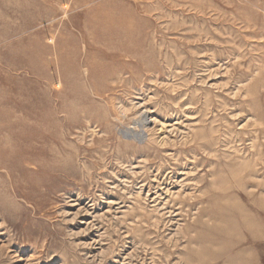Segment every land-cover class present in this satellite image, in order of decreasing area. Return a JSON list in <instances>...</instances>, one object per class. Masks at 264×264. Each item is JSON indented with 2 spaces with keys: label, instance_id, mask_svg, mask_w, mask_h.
<instances>
[{
  "label": "rangeland",
  "instance_id": "obj_1",
  "mask_svg": "<svg viewBox=\"0 0 264 264\" xmlns=\"http://www.w3.org/2000/svg\"><path fill=\"white\" fill-rule=\"evenodd\" d=\"M235 207L260 223L239 244ZM242 263L264 264V0H0V264Z\"/></svg>",
  "mask_w": 264,
  "mask_h": 264
},
{
  "label": "bare ground",
  "instance_id": "obj_2",
  "mask_svg": "<svg viewBox=\"0 0 264 264\" xmlns=\"http://www.w3.org/2000/svg\"><path fill=\"white\" fill-rule=\"evenodd\" d=\"M90 13L93 15H96L97 11L92 10ZM68 17H71V16H68ZM126 28L118 29L116 27L106 37H108L107 40L113 42L114 45L117 44L115 45V47L118 46V48L122 49V51H124L125 53H129L131 51V48L128 46L127 42L129 41L133 31L130 28H127V31H126ZM97 30L98 29H95L89 33V35L92 36V38L95 41L96 39H101V37L98 35ZM58 46L56 44V48ZM99 51L102 52L104 56H106V54H109L111 56L115 52L113 48L112 49L111 48H105V49L100 48ZM63 63L65 65L68 64L66 60H64ZM158 123L160 122L157 119H154L153 116H151L150 111L147 109H144L138 114V118L132 123V125H130L127 128L120 129V133L123 134V136L126 138L135 140L137 143L143 144L146 140H148V135H149V132L151 131L148 129V126L151 124L154 127V126H157ZM158 143L166 144L167 139H164V140L160 139ZM156 210L158 213L162 212L163 214H165L167 211L166 204L162 208L156 206ZM229 215L230 217L233 218V221L228 220V227L222 231L223 233L222 235L226 236L228 239L231 238V240H234L236 244L242 243L243 241V234L241 233H247V234H250L251 237H257L256 234L260 228V223L253 215L245 211H242L238 209L237 207L233 208L231 213H229ZM236 225H237V228H236ZM241 253H243V250L241 252L237 251L235 254H237V256L238 255L240 256ZM230 257L232 259V256ZM242 264H245V263H242Z\"/></svg>",
  "mask_w": 264,
  "mask_h": 264
}]
</instances>
